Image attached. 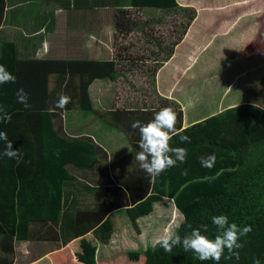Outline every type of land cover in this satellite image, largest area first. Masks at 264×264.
<instances>
[{
	"label": "trees",
	"instance_id": "1",
	"mask_svg": "<svg viewBox=\"0 0 264 264\" xmlns=\"http://www.w3.org/2000/svg\"><path fill=\"white\" fill-rule=\"evenodd\" d=\"M173 8L177 9L175 1L171 8L163 7L165 11ZM180 9L189 12V22L196 18L194 10ZM124 13L118 12L116 18L120 31L130 20L125 19ZM260 20L264 21V16ZM263 36L264 29L257 34L256 41L264 44ZM179 40L176 38L169 45L168 41L157 42L159 53L164 55L158 69L169 68L174 62L169 63V60ZM17 53L13 42L2 44L0 65H4L16 80L0 84V106L11 116L10 121L0 122V132L7 134L23 159L18 164L15 159L0 155V235L25 242L34 237L32 225H59L60 245L66 246L92 231V235L81 241L82 252L77 253V257L80 262L97 264L96 245L88 241L94 238L103 245L112 242L115 226L110 214L113 211L127 207L131 223L138 228L137 220L151 214L155 202L169 198L184 215L175 230L181 237L190 231L189 224L202 231V226L207 225L205 234L214 236L217 229L211 222L213 215H227L229 223H235L241 229L252 227L250 233L241 237L244 247L238 250L239 260L234 256L232 259L222 257L219 264H255L257 259L264 264V107L261 106L264 96L254 100V104L243 103L228 108L187 128H183L181 105L163 99V105L173 107L177 113V130L190 137V143H181L178 136L170 141L172 147L187 149L186 161L167 169L154 182L142 170L140 174L145 177H135L132 172L115 184L105 177L108 153L88 137H67L56 129L55 119L58 112L66 109L92 111V84L97 80L115 81L119 73L118 60H20ZM150 73L154 76V70ZM51 76L58 77V89L54 94L50 92ZM173 76L177 77V73ZM19 88L28 93L30 109L17 102ZM71 89H74L73 93ZM253 89L258 88L254 85ZM67 92L72 93L70 102L63 109L55 108L59 96ZM259 94H264V89ZM161 107H152L143 114L151 116L150 121ZM3 148L4 142L0 141V152ZM209 154L216 155L211 169L200 163V157ZM93 170L101 175L94 182H102L103 188L99 184H89L91 179L83 182L76 176ZM185 170L187 174H182ZM75 182L84 183L97 194L104 193L92 213H80L82 220L88 221L85 225L68 221V215L64 218L72 196L67 190ZM137 189L142 193L136 192ZM91 216H94L92 220ZM126 252L116 253L100 263L112 264L127 259L129 264H216L211 260H199L193 252H185L179 245L171 252H166L159 244L146 250ZM225 255H228L227 251Z\"/></svg>",
	"mask_w": 264,
	"mask_h": 264
},
{
	"label": "crops",
	"instance_id": "2",
	"mask_svg": "<svg viewBox=\"0 0 264 264\" xmlns=\"http://www.w3.org/2000/svg\"><path fill=\"white\" fill-rule=\"evenodd\" d=\"M173 1L176 2L177 9L173 8L174 10L165 11L163 7L166 5L167 8H171ZM199 3V0H0V53L4 42H13L16 45L17 55L20 60L45 58L53 60L61 58L68 60H113L116 59L112 55L116 47L112 46L114 43L108 37L109 35L124 34L132 36L137 34L143 39V34L152 35L163 29H169L171 33L168 35V41L171 43L176 38L174 36L175 31L181 25L180 7H193L198 11L197 18L189 26L184 39L182 41L179 40L175 53L170 58L169 63L176 59L180 47L191 39L194 30L192 28L196 27L202 18H205L203 32H205L207 37L203 41L204 47H202L201 51H205V53L208 51L215 52L212 55H208L213 57L211 59L212 62L204 67H212L213 65V67H218V64H215L213 61H223V55L220 56L216 52L219 48L227 51V57H229L228 52L233 53L234 57L231 61L242 63L244 59L241 58L243 57L241 53L244 50L236 54L235 52L238 51L240 41L242 44L246 39H242L243 36L238 35L250 36L256 31L257 20H260L264 16V0H210L205 6ZM157 4H162V6L159 7ZM210 4L220 5L224 8L218 9L215 5ZM203 8H205V11H201ZM121 11L125 12V19L130 20H127L128 23L120 31L116 26V18L118 12ZM261 12L262 15H260ZM233 24H235L234 27ZM236 26L240 28L241 32L233 30ZM209 31L210 33L208 34ZM227 34H229V37L226 38ZM150 40L152 41L153 39ZM161 41H167V38H163ZM196 43L197 41L193 44L196 46ZM196 60L197 58H194V62ZM165 69L166 66L160 68L155 73L154 80H159L160 83ZM171 74H174V72H171ZM124 76L123 73H118V78ZM197 77V73H193V75H190L189 82L197 84L198 80L195 81ZM57 80V76L50 77L51 94L56 93L58 89ZM115 81L97 80L92 84L91 99L94 104L93 110L87 112L88 114H83L82 111L78 110L86 121L84 128H77L69 123V112L76 109H66L58 112L55 119V127L56 129H60L67 137H88L94 144L102 147L108 153V162L111 165L115 180L123 179L132 172H134L135 177L141 178L143 176L140 174L142 169L139 166V162L135 159L136 153L140 151L138 146L140 137L138 130L132 128V124L136 121H140L141 124L147 123L151 116L143 114L146 111L145 109L134 106L130 109L121 108V96L117 88H113L115 94H113L110 88L112 94L106 93L104 90V93L97 91L101 83L107 82L108 84L104 86L112 88V84ZM262 81L260 79L256 83ZM253 86H251V90L244 87L241 98L238 96L231 97L227 105L219 108V111L215 114L243 103L254 104V100L263 97L264 94H259L262 89L255 90ZM212 88L211 85L207 84L202 88V91L206 93ZM71 92L73 93L74 89H71ZM229 92L230 87H228L226 93ZM72 93L67 92L63 95L71 98ZM167 94L169 95V90ZM157 97L158 100L163 102L164 98L158 95ZM112 99H114L113 103L117 101L116 107L113 108L109 104V100L111 101ZM172 99H175V97ZM239 99H243V101L240 102ZM186 118L187 116L184 114L183 128H187L190 125ZM121 157H124L125 164L113 167V164ZM28 160L31 162V159ZM32 160H35V158ZM99 165L100 161L98 162ZM76 176L83 182L91 179L93 181H89V184H99L103 188L102 182H94L95 178H101V175L95 173L94 170L82 172V175L77 174ZM67 192L72 194V196L69 198L64 218L66 219L68 215L67 219L70 222H81L83 225L88 224V221L82 220L80 213L86 211L92 213L97 204L103 199L101 193L97 194L84 183L78 182L70 185ZM136 192L142 193L138 189ZM86 195L93 196L94 208L78 205L79 196ZM94 195H98L99 197L95 200ZM174 207L176 213L179 214L180 212L175 206L174 200L164 198L162 201L154 203L151 214L140 217L137 220L139 230L130 221L132 230H126V232L121 230L118 232V236L120 237L115 238L116 232L114 229L112 242L108 245H103L104 248L109 247V256L106 255L98 259L99 241L97 239L95 241L94 238L89 241L86 240L96 245V263L101 264L100 261L108 260L116 254L114 251L117 250V242L126 240L128 244H132L135 240L133 245H141L145 237L141 229V220L151 217L154 213L163 218L171 214V212L174 213ZM120 211H123L129 218L127 207L126 209L122 208L113 211L110 217ZM93 218L94 216L90 217L91 220ZM44 225V227L32 225L31 229L34 230V237L25 242L18 241L7 235H0V264H47L44 259L50 260L51 264H60L67 251L68 257L73 264H86L78 260L77 253L82 252L81 241L88 238L87 235H92V231L74 239L66 246H61V239L57 235L60 232V226ZM157 226H155L156 230L161 228L160 224H157ZM65 232L72 233V231L66 230ZM157 234L158 232L156 231ZM140 247L135 249L140 250ZM51 257L54 258L52 259Z\"/></svg>",
	"mask_w": 264,
	"mask_h": 264
},
{
	"label": "rangeland",
	"instance_id": "3",
	"mask_svg": "<svg viewBox=\"0 0 264 264\" xmlns=\"http://www.w3.org/2000/svg\"><path fill=\"white\" fill-rule=\"evenodd\" d=\"M199 2L200 5L205 6L210 2V0H199ZM210 5H215L218 9L224 8L223 6L216 4ZM180 8L194 10L197 18V9L193 7ZM201 11H205V8L201 9ZM188 15L189 12L181 11V25H178L179 28H177L174 34L176 38L181 39L180 41L184 39L189 26L196 19L195 18L193 21L189 22ZM260 15H262V12ZM204 19L205 18H202L196 27L192 28L194 30L192 32L191 39L186 41V43L180 47L179 53L174 62L169 68H166L163 71L161 77L162 81L160 83L159 80H154V77L157 70H159L158 68L164 55L159 53L156 45L157 42L163 38H167V41L169 40L168 35L171 33L169 29H163L162 31H158L156 34L152 35L143 34V39L137 34L132 36H122L120 34L109 35L108 37L111 39L112 43H114L112 46L116 47L112 55L118 60L117 69L125 76L116 79V81L112 84V88L104 86L108 84L107 82L101 83L97 91L104 93V90L106 93L112 94L113 92V94H115V90L113 91V88H117L121 96L120 101L122 104L120 107L123 109H130L132 106H134L149 110L152 107L159 108L161 106H167H164V103L161 100H158L157 95L164 99L174 100L179 105H181V109L187 116L186 119L187 122H189L188 124H193L203 121L204 119L217 113L219 108L227 105V102H229L231 97L238 96L241 98L244 92V87L251 90V86L255 84L258 89H264V44L258 43L256 41L257 34L262 33V29H264V21L257 20V29L252 35H238L243 36L242 39H246L242 44L240 41L238 44V51L235 52L236 54L244 50V52L241 53L243 56L241 58L244 59L242 63L231 61V59L234 57L233 53L228 52L229 57H227V51L221 50L219 48L216 52H218L220 56L223 55V61L215 60L213 62L215 64L217 63L218 67H213V65L212 67L205 68V65L211 64V59L213 58L212 56L208 55H212L215 52L208 51L205 53V51H201L202 47H204L203 41L207 37L205 32H203V27L205 24ZM234 25L235 24H233V27ZM233 30L235 32H241L238 26H236ZM209 33L210 31L208 34ZM229 34H227L225 37H229ZM150 39L153 40L151 41ZM195 41H197L196 46L193 44ZM169 44L170 42L168 41V45ZM157 54L159 55L157 56ZM68 57H70V55H68ZM194 58H197L195 62ZM152 70H154V76H150V72H152ZM170 71H174V74L177 73V77L169 73ZM193 73H197L198 75L197 79L195 80H198L197 84L189 82L190 75H193ZM243 73L245 74L243 75ZM248 73L249 75H247ZM260 79L263 81L256 83V81H259ZM207 84L211 85L213 88L204 93L202 88ZM228 87H230V92L226 93ZM109 88L112 90V92ZM168 90L169 95L167 94ZM174 97L175 99H172ZM239 100L240 102L243 101V99ZM113 101L114 99L111 101L109 100L111 108L116 107L117 101L114 103ZM261 106L264 107V105ZM82 113L88 114L87 112ZM69 123L76 126L77 128H84L86 121L81 113L78 110H75L69 112ZM124 164L125 159L124 157H121L115 164H113V167H115V165L123 166ZM105 173L106 175L102 173L103 179L105 175V177L109 179L108 182H114L115 184L117 183L118 180L113 178L110 163L108 164V170L105 171ZM109 186L110 185H108V187ZM108 192L113 193L111 190H108ZM100 193L103 197V191L99 192L98 194ZM79 197V206L94 208L95 203L92 195ZM97 197L99 196L94 195L95 200ZM110 219L115 226V238L120 237L118 236V232L121 230H124V232H126V230H132L130 220L123 211L113 214ZM183 220L184 215L181 212L179 214L176 213L175 207L174 213L171 212V214L163 218L160 215L154 213L151 215V217H146L141 220V229L145 234L142 244L133 245L135 240L132 244H128L126 240L117 242V250H115V253H123L125 249L127 252L136 251L135 248L139 246H141L140 250H146L148 247L155 246L158 244L157 239L161 233L163 234L166 229L175 232ZM157 224H160L161 228L156 230L155 226H157ZM156 231L158 232L157 235ZM109 254V247L104 248L103 244L100 243L97 254L98 259L103 258L106 255L109 256ZM51 258L53 259L54 257ZM44 260L47 262V264H51L50 260ZM60 264H73L71 259L68 257V251L61 260ZM112 264H129V261L127 259H123Z\"/></svg>",
	"mask_w": 264,
	"mask_h": 264
},
{
	"label": "clouds",
	"instance_id": "4",
	"mask_svg": "<svg viewBox=\"0 0 264 264\" xmlns=\"http://www.w3.org/2000/svg\"><path fill=\"white\" fill-rule=\"evenodd\" d=\"M15 76L10 73L4 65H0V84L14 83ZM17 102L21 103L24 108L30 109L28 93L19 88L16 92ZM70 97L61 94L55 103V108L63 109L69 102ZM11 116L0 106V122L10 121ZM177 113L171 106L161 107L155 112L153 119L147 123L141 124L136 121L132 124L133 129L139 132V149L135 159L139 162V166L144 170L151 180L154 182L157 177L164 173L167 169L177 166V163H184L188 155L187 149L184 147H172L170 141L173 137L178 136L181 143H190L188 135L181 134L176 128ZM181 131H184L183 129ZM0 141L4 142L3 151L0 155L9 159H15L19 164L23 157L18 149L13 148V143L8 140L5 132H0ZM58 155V154H57ZM216 162V155L209 154L200 157L202 167L211 169ZM182 174H187L186 170ZM211 222L215 225L217 232L214 236L205 234L207 225L201 228L190 229L183 237L171 230H165L158 237L157 243L166 251L171 252L174 247L182 246L185 252H193L201 261H215L219 264L221 258L232 259L233 256L239 260V249L243 248L240 242L241 237L246 236L252 231V227L245 226L242 229L235 223H229L227 215H213ZM227 251L228 255H225ZM255 264H260L257 259Z\"/></svg>",
	"mask_w": 264,
	"mask_h": 264
}]
</instances>
